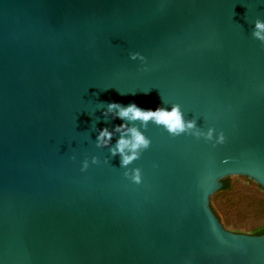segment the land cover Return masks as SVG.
Listing matches in <instances>:
<instances>
[{"label": "water", "instance_id": "obj_1", "mask_svg": "<svg viewBox=\"0 0 264 264\" xmlns=\"http://www.w3.org/2000/svg\"><path fill=\"white\" fill-rule=\"evenodd\" d=\"M257 19L264 0H0V264H264V234L210 207L227 177L264 194ZM112 102L177 104L225 143L150 122L132 184L95 147L124 123L105 122Z\"/></svg>", "mask_w": 264, "mask_h": 264}, {"label": "clouds", "instance_id": "obj_2", "mask_svg": "<svg viewBox=\"0 0 264 264\" xmlns=\"http://www.w3.org/2000/svg\"><path fill=\"white\" fill-rule=\"evenodd\" d=\"M252 37L264 47V22L259 19L254 23ZM129 59L133 61L140 60L141 63L145 62V58L139 53H129ZM102 104L106 105V110L102 113L105 122H108V118L111 116V118H118L124 123L115 126L111 131L107 127L102 130L94 129L98 133L95 139V147L98 149L108 148L111 157L119 155L120 168L126 169L123 172L124 178L135 185H140L142 182L141 169L132 168L130 171L127 169L133 162L140 159L141 154L148 150L151 145L150 139L140 130H147L150 122L155 126L162 127L173 138L181 135L192 136L197 140L202 138L205 142L212 143L213 147L225 143L226 138L222 131L216 133L214 128L202 131L197 127L195 120H185L184 114L177 104L171 105L170 111L164 107H158L155 111L143 110L135 104H129L128 106L114 102ZM137 122L139 127L136 126ZM114 133L118 134L119 138L112 145L111 141ZM214 133H216L215 140ZM71 159L75 160V157L73 156ZM104 163H109V161L106 159ZM91 164H99L98 158L92 157ZM88 168L89 161L85 159L80 170L83 172Z\"/></svg>", "mask_w": 264, "mask_h": 264}, {"label": "rangeland", "instance_id": "obj_3", "mask_svg": "<svg viewBox=\"0 0 264 264\" xmlns=\"http://www.w3.org/2000/svg\"><path fill=\"white\" fill-rule=\"evenodd\" d=\"M215 208L221 221L227 223V230L236 227L248 234L264 225V194L252 186H232Z\"/></svg>", "mask_w": 264, "mask_h": 264}, {"label": "trees", "instance_id": "obj_4", "mask_svg": "<svg viewBox=\"0 0 264 264\" xmlns=\"http://www.w3.org/2000/svg\"><path fill=\"white\" fill-rule=\"evenodd\" d=\"M249 181V180H248ZM222 187L219 191H217L210 199V207L212 209V211L214 212V214L216 215V217L218 218V220L221 222V224L223 225V227L227 230V223H224L221 221L219 215L217 214V209L215 208V204L218 203V199L221 195L228 193L231 190V182L229 177L225 178L222 180ZM259 190H262L259 186H257ZM263 191V190H262ZM264 192V191H263ZM234 233H240V230L236 227H232V230H228ZM249 235H261L264 234V225L255 229H252L248 232Z\"/></svg>", "mask_w": 264, "mask_h": 264}]
</instances>
